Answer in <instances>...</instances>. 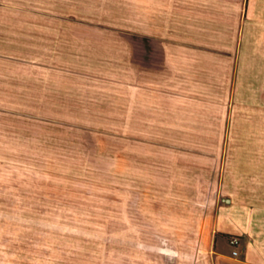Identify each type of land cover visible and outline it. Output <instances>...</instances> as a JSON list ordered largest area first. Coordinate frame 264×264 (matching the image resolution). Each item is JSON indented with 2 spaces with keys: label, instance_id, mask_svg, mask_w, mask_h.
<instances>
[{
  "label": "crops",
  "instance_id": "1",
  "mask_svg": "<svg viewBox=\"0 0 264 264\" xmlns=\"http://www.w3.org/2000/svg\"><path fill=\"white\" fill-rule=\"evenodd\" d=\"M89 122H145V258L38 264H264V0H0L9 152L88 154Z\"/></svg>",
  "mask_w": 264,
  "mask_h": 264
},
{
  "label": "rangeland",
  "instance_id": "2",
  "mask_svg": "<svg viewBox=\"0 0 264 264\" xmlns=\"http://www.w3.org/2000/svg\"><path fill=\"white\" fill-rule=\"evenodd\" d=\"M83 126L103 133L85 155L13 154L0 139V264L145 258V122Z\"/></svg>",
  "mask_w": 264,
  "mask_h": 264
},
{
  "label": "built area",
  "instance_id": "3",
  "mask_svg": "<svg viewBox=\"0 0 264 264\" xmlns=\"http://www.w3.org/2000/svg\"><path fill=\"white\" fill-rule=\"evenodd\" d=\"M228 245L231 247L230 249V256L231 257H236L238 254L237 247L239 245V239L236 236H231L228 239Z\"/></svg>",
  "mask_w": 264,
  "mask_h": 264
}]
</instances>
